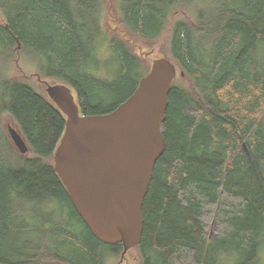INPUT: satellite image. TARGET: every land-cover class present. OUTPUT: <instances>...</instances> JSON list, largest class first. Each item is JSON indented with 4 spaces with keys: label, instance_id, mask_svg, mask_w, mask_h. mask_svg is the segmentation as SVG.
Returning <instances> with one entry per match:
<instances>
[{
    "label": "trees",
    "instance_id": "obj_1",
    "mask_svg": "<svg viewBox=\"0 0 264 264\" xmlns=\"http://www.w3.org/2000/svg\"><path fill=\"white\" fill-rule=\"evenodd\" d=\"M113 1L121 33L147 44L179 9L192 18L170 31L167 59L191 88L174 80L169 92L139 264H264V0ZM106 12L104 0H0V264L121 256V244L93 237L53 170L64 115L44 88L8 77L20 57L42 81L69 86L81 115L112 112L151 62L108 31ZM4 116L30 157L5 136Z\"/></svg>",
    "mask_w": 264,
    "mask_h": 264
},
{
    "label": "water",
    "instance_id": "obj_2",
    "mask_svg": "<svg viewBox=\"0 0 264 264\" xmlns=\"http://www.w3.org/2000/svg\"><path fill=\"white\" fill-rule=\"evenodd\" d=\"M176 77L171 60L154 59L123 103L93 116L80 114L69 86L42 81L44 93L65 117L53 170L93 237L104 245H122L120 261L142 240V207L165 149L162 125ZM7 133L18 155L30 153L13 126L7 125Z\"/></svg>",
    "mask_w": 264,
    "mask_h": 264
},
{
    "label": "rangeland",
    "instance_id": "obj_3",
    "mask_svg": "<svg viewBox=\"0 0 264 264\" xmlns=\"http://www.w3.org/2000/svg\"><path fill=\"white\" fill-rule=\"evenodd\" d=\"M111 1L112 2H110L109 0H104L107 9L104 24L105 27L108 29V31L110 32L113 31V33H116L117 35H121L122 29L118 24L117 11L114 6V1L113 0ZM189 15L190 14L185 9H179L177 13L172 15L168 28L163 32V34L159 37V39L152 44H147L140 40H136L135 38H132L128 33H125V35L122 34V37L125 38V40L128 43H130L131 47L134 49V52H136L140 57H142L149 63L157 58H171L170 56L171 27L178 20L192 19ZM29 66L25 62L20 60V57L16 58L15 60H12L9 66L8 77L26 81L32 84L36 89L43 90L45 86L42 83V80L37 76L35 69H33L32 66L30 67ZM174 84L186 89L191 88L190 81L186 77L180 76L179 69H177V77L175 78ZM7 125L13 126L8 116H4L2 118L1 127L5 136L10 141L7 133ZM30 156L31 153H28L25 157H30ZM216 229H217V223L215 221L214 223L212 222L211 225V229H210L211 237L214 236ZM262 259L264 260V254L262 256ZM108 264H139V256L137 251L135 249H132L129 252H127L123 260L120 261V257H118L116 259L110 260Z\"/></svg>",
    "mask_w": 264,
    "mask_h": 264
}]
</instances>
